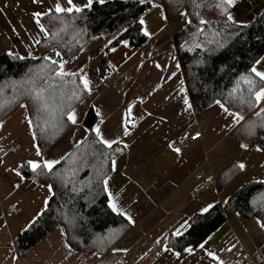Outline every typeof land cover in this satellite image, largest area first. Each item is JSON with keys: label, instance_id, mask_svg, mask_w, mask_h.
Instances as JSON below:
<instances>
[{"label": "crops", "instance_id": "0c3cea01", "mask_svg": "<svg viewBox=\"0 0 264 264\" xmlns=\"http://www.w3.org/2000/svg\"><path fill=\"white\" fill-rule=\"evenodd\" d=\"M152 1L139 17V21H144L140 23L143 33H149L143 44L132 47L127 40L109 43L128 25L124 23L112 33L91 37L81 47L83 51L80 48L74 54L75 59L72 56L65 60L66 70H84L90 78L91 91L74 108L77 123H70V129L42 156L60 159L74 143L86 138L89 131L82 121L89 108L95 114L91 128L99 125L106 139L122 144V151L115 158L116 171L109 175V191L114 196L118 194V207L134 223L112 247L120 253L113 264H216L206 253L216 254L235 244L241 245L243 256L251 255L254 260L245 264H264V257H257L264 246V229L256 224L257 218H243L237 212L226 213L224 222L191 248V254L184 248L162 250L167 237L182 222L189 224L190 218L201 213L207 204L224 203L242 183L264 181V147L248 143L242 149V142L232 135L237 124L215 103L200 111L193 106L185 110L183 96L187 95L189 101L190 97L182 70L176 67L180 64L173 36L186 23V15L168 17L159 0ZM73 2L82 6L87 0ZM245 2L254 8L264 5V0L257 4L236 0L234 3L238 4H233L231 13ZM54 3L55 0H0V54L11 52L28 57L31 52V57L45 54L59 62L62 58L54 51L37 49L36 41L43 34L33 15L37 11L48 12ZM243 13L241 9L234 16L241 21L248 14ZM122 41H127V45ZM116 72L124 77L121 86L107 82ZM181 87L184 93H180ZM20 105L0 122V137L18 144V150L0 163V264H93L100 255L73 251L60 226L52 228L20 258L15 256L13 239L45 208V200L52 193L47 185L37 184L19 172L22 163L39 159L33 148L36 141L26 107ZM97 109L101 116H97ZM196 133L200 137L189 140L179 154L169 147L170 141ZM239 163L245 164L244 170L236 166ZM196 171L203 176L212 175L216 183L223 182L222 192L218 194L210 188L190 197L198 182L193 177ZM10 204L19 206L21 212L5 217L4 210ZM157 240L162 243L157 244ZM201 244H205L204 249Z\"/></svg>", "mask_w": 264, "mask_h": 264}, {"label": "trees", "instance_id": "16d2710c", "mask_svg": "<svg viewBox=\"0 0 264 264\" xmlns=\"http://www.w3.org/2000/svg\"><path fill=\"white\" fill-rule=\"evenodd\" d=\"M260 1L250 0L253 4ZM159 2L168 17L186 13V23L174 34L173 40L195 111L213 105L217 99L221 100L230 111L238 112L245 118L232 130V135L244 144L255 143L264 147V114L257 116L256 108H250L246 102L241 103L251 97L244 83H238L241 76L250 75L249 69L264 54V10L249 21L230 24L222 8L217 7L221 0H195V4L193 0ZM152 3V0H144L143 3L141 0H105L104 3L95 0L90 8H85L80 14H61L60 19L65 24L54 19V13L41 16V24L50 33L58 32L59 35L50 36L48 41L40 38L37 49L42 52L56 49L61 53L60 57L67 60L91 37L112 33L124 23L128 25L120 30L111 44L127 40L130 46L138 47L146 40L139 17ZM231 8L227 9L229 13ZM201 19L207 23L201 25ZM199 28L204 31L198 32ZM194 43H200L202 49L195 48ZM221 44L223 47H220ZM14 55L16 58L8 53L0 54V122L19 104L26 105L36 144L44 152L70 129L71 124L65 122L66 115L61 116L56 110L66 101L73 86L52 78L47 68L40 71L45 65L51 67L49 61L42 59L45 54L24 59ZM26 79L34 80V84L23 85ZM71 79L66 77L65 81ZM234 88L235 92L232 91ZM40 90H43L42 100L47 105L46 111L36 99V92ZM78 91L80 98L71 101L73 108L86 95L82 86ZM38 108L41 111L38 112ZM57 119L62 123L53 127ZM94 122V111L89 108L82 121L89 131L88 135L79 143H74L53 172L38 175L26 162L19 166V172L24 177L37 184H51L54 187L46 210L13 239L17 258L55 226L62 227L66 243L73 251L100 255V259L93 264H113L119 258L120 253L112 247L131 224L107 207V194L96 176L99 169L108 176L112 173L111 161L121 153L123 147L120 142L111 149L93 143L96 137L90 130ZM61 173L66 179L60 178ZM221 183L217 180V187L222 190ZM228 212H237L243 218H264V183H242L227 196L224 203L213 204V209L208 213L194 214L182 237L169 235L166 245L178 249L196 247L224 222ZM257 257H264V246Z\"/></svg>", "mask_w": 264, "mask_h": 264}, {"label": "snow or ice", "instance_id": "6c2138e0", "mask_svg": "<svg viewBox=\"0 0 264 264\" xmlns=\"http://www.w3.org/2000/svg\"><path fill=\"white\" fill-rule=\"evenodd\" d=\"M35 2V0H34ZM99 3H104L105 0H98ZM141 2L143 3L144 0H141ZM149 2H151V0H149ZM94 3V0H87V2L85 4H83L82 6L80 5H76L73 0H55L54 3V7L49 8L48 12H40L37 11L35 12L34 18H35V22L37 24V26L39 27V31L43 34V38L45 41H48L49 37H56L59 35L58 32H49L43 24H41L40 22V17L41 16H46L49 13H54V19L59 20V22L61 24H65L66 22L64 20L60 19L61 14H80L83 12V10L85 8H90L92 6V4ZM193 3L195 4V0H193ZM234 4V0H221L220 4H217V7L222 8L224 15H226L227 17V22L228 23H235L233 16L231 15V13H229L227 11L228 8H231ZM156 6V5H154ZM196 7H199L198 4L195 5ZM181 15H186V13H181ZM191 21H188V23H190ZM141 24L144 23L143 20L140 21ZM199 23L201 25H205L207 23L206 20L201 19L199 21ZM64 29L62 28L61 31H63ZM198 32H203L204 29L203 28H199L197 29ZM144 35L148 36L149 33L147 30H144ZM36 43H40L39 40L36 41ZM109 43H111V41H109ZM122 43H124L125 45H127V41H122ZM208 43H212V41H208ZM194 47L197 49H202V46L200 43H194ZM220 47H223V44L220 45ZM189 50H191V48H189ZM53 51L55 52V55L57 57L61 56V53L59 51H57L56 49H53ZM80 51H83V49L81 48ZM112 51H115V49H112ZM9 56H13V58H16V56L9 52L8 53ZM29 56H32V53L29 52L28 53ZM20 59H24V57H19ZM73 59H75V56L73 55L72 57ZM43 60L45 61H49L50 62V66L45 65L43 66L40 71L43 72L45 68H47V71L50 72L52 74V78H56L59 79L61 81V83H70L73 87L70 90V94L67 95V99L66 101L59 107L57 108L56 111H58L61 116L66 115V121L68 123H71L73 125H75L77 123V114L75 112V109L72 107L71 101L74 99H79V91L78 88L80 86H82V91L84 92H90L91 91V81L90 78L87 76L86 73H84L83 69H80L79 71H68L65 69V65L67 63V61L60 59L59 62H57L56 60H51L50 57L45 56L42 57ZM260 67H257V66ZM157 67H160L159 65H157ZM177 68H179L180 66L177 65ZM249 73L250 75L247 76H241L239 78V81H242L244 83V85L246 86L247 92L250 95V99H248L247 101H241V103H247L248 106L250 108H256L258 109L255 112V115L257 116H261L262 114H264V57H261L260 59H257L255 61V64L249 69ZM173 76L176 75L175 72H173L172 74ZM66 77H71L72 79L69 81H65ZM78 81V84H77ZM46 83V81H45ZM181 83H183V81H181ZM27 84H34V80L32 79H26L23 81V85H27ZM21 85V86H23ZM233 92L236 91V89L234 88L232 90ZM185 89L183 87L180 88V93H184ZM42 95H43V90H40L38 92H36V99L38 101H40L42 108L46 111L47 110V105L44 104L43 100H42ZM231 95V93L229 94ZM214 103L219 106L225 113H227L229 115L230 118H232L233 122L235 124H239L241 121H243L245 118L242 114L238 113V112H232L229 110V108L221 102V100L217 99L214 101ZM183 104L185 106V110L191 109L192 108V104L189 101V98L187 95L183 96ZM22 108L26 107V105L21 104L20 105ZM37 111H41V108H38ZM53 116H55V113H52ZM102 113L99 109H97V116H101ZM62 122L57 119L56 123L53 125V127H56L58 125H60ZM101 123H103V120H101ZM29 127H31V121L29 120ZM251 128L249 129V134H251ZM92 133L95 134V141H93V143H98L100 145H103L105 148L111 149L113 147L114 144L119 143V141L116 140H112V139H106L103 135L102 129L99 127V125H97L96 127L91 128L90 130ZM33 139L35 140L36 137L35 135H33ZM79 143V142H77ZM125 147H127V145H125ZM170 148H172L173 151H175L177 154H179L180 149L174 147V145L170 144L169 145ZM240 147L242 149H246L248 147L247 144H240ZM33 148L35 149V155L37 158L39 159H31L27 161V165L28 167H30V169L32 170L33 173H37L39 174H48L54 171L55 167L57 165H59L61 163V161L64 159L63 156L60 157V159H48L44 156H42V152L41 149L39 148V146L37 144H33ZM117 151H119V149H116ZM260 148H257V151H260ZM101 155H103V153H101ZM105 159H107V157L105 156ZM111 165H112V171L115 172L116 171V161L115 159H113L111 161ZM240 170H244L245 169V164L244 163H239L238 165H236ZM18 176L20 175L19 172L16 173ZM61 179H66L63 174H59ZM97 182L103 185V191L104 193L107 194V207L113 212L116 213L122 217H124L125 220H127V222L129 224L134 223V221L132 220V218L130 216H128V214L124 211L121 210L120 207H118V203H117V199H118V194H116V196L113 195L112 192L109 191V180L110 177L103 173L102 169H99L97 171V176H96ZM261 183H264V181H261ZM53 185L49 184L47 185L48 191L52 192L53 191ZM48 205V200H45V206ZM211 209H213V205L211 203L207 204L205 207H203L201 209L202 213H208ZM46 210V207L44 209L41 210V212H38L36 215L39 216L42 214L43 211ZM35 219V218H34ZM256 224L259 226L260 229H264V218L258 217L256 219ZM186 225H188V221H184L181 223V225L176 228L173 233H171V235L175 236V237H182L183 235V231L182 229L186 228ZM157 244L162 243V241L157 240L156 241ZM201 249L205 248V244H201L200 245ZM163 251L167 252L170 251L171 249L165 245L162 249ZM193 250L189 247H185L184 248V252L191 254ZM207 256H209L213 261H216V264H223V261L214 253L211 251H208ZM175 255L179 256V252H176Z\"/></svg>", "mask_w": 264, "mask_h": 264}, {"label": "built area", "instance_id": "2783aa9c", "mask_svg": "<svg viewBox=\"0 0 264 264\" xmlns=\"http://www.w3.org/2000/svg\"><path fill=\"white\" fill-rule=\"evenodd\" d=\"M38 2L39 0H35ZM117 74V72H116ZM111 75L107 82L108 83H116L118 86H121L124 80L122 75ZM200 137V133H196L192 135L190 138L180 137L178 139L172 140L169 142V145L172 144L174 147L179 148L180 152L182 148L186 146L189 140H194ZM18 150V144L9 138L0 137V163L6 158L8 155L15 153ZM193 177L197 179V185L194 189V192L190 195V197L196 196L198 193L208 190L210 188H215L220 194L222 191L218 189L215 178L212 175L203 176L199 172H194ZM21 212L19 206L15 204L8 205L4 210L5 217H11L13 215H18ZM216 255L223 261V264H245L248 260L254 263V260L251 255L243 256L241 254V245L235 244L228 248L225 251L217 252Z\"/></svg>", "mask_w": 264, "mask_h": 264}, {"label": "rangeland", "instance_id": "374dc122", "mask_svg": "<svg viewBox=\"0 0 264 264\" xmlns=\"http://www.w3.org/2000/svg\"><path fill=\"white\" fill-rule=\"evenodd\" d=\"M235 1H236V0H234V2H235ZM234 4H238V3H234ZM238 9H239V10L243 9V10H244V13H243V14H247V13H248L247 16H246L244 19H242L241 21L237 20V19L235 18V16H234L235 13H238V12H239ZM262 10H264V5H263V4L254 8V6H253V7H250L249 2H245V3H241V4L237 7V9H235V10L231 13V15L233 16L235 22L238 21V22H240V23H243V22H246V21L251 20V18H252L255 14H258V13L261 12ZM240 12H241V11H240ZM243 16H244V15H243Z\"/></svg>", "mask_w": 264, "mask_h": 264}]
</instances>
